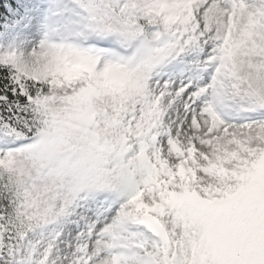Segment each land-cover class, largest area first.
Listing matches in <instances>:
<instances>
[{
  "label": "snow or ice",
  "instance_id": "1",
  "mask_svg": "<svg viewBox=\"0 0 264 264\" xmlns=\"http://www.w3.org/2000/svg\"><path fill=\"white\" fill-rule=\"evenodd\" d=\"M0 264H264V0H0Z\"/></svg>",
  "mask_w": 264,
  "mask_h": 264
}]
</instances>
